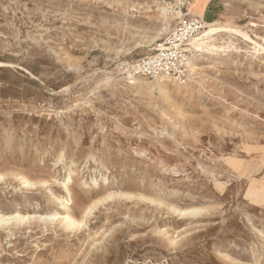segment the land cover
Here are the masks:
<instances>
[{
    "label": "rangeland",
    "instance_id": "374dc122",
    "mask_svg": "<svg viewBox=\"0 0 264 264\" xmlns=\"http://www.w3.org/2000/svg\"><path fill=\"white\" fill-rule=\"evenodd\" d=\"M201 1L0 0V264H264V0L127 82Z\"/></svg>",
    "mask_w": 264,
    "mask_h": 264
},
{
    "label": "built area",
    "instance_id": "2783aa9c",
    "mask_svg": "<svg viewBox=\"0 0 264 264\" xmlns=\"http://www.w3.org/2000/svg\"><path fill=\"white\" fill-rule=\"evenodd\" d=\"M205 27L203 17L185 13L149 53L131 62L126 72L127 82L133 83L137 77L146 80L185 79L196 53L194 44Z\"/></svg>",
    "mask_w": 264,
    "mask_h": 264
},
{
    "label": "bare ground",
    "instance_id": "6f19581e",
    "mask_svg": "<svg viewBox=\"0 0 264 264\" xmlns=\"http://www.w3.org/2000/svg\"><path fill=\"white\" fill-rule=\"evenodd\" d=\"M161 10L163 12H166L165 8H161ZM222 32H233L236 34H240L250 44L257 46L258 48H262V46L260 44L255 42L253 39H251L244 32H241L240 30H238L236 28L223 25V24L219 23L218 19H214V20L206 22L205 29L200 33L199 37L196 39V42L194 44L195 50L198 52L204 51V52L209 53L212 50L218 49L219 46H216L214 44V40H215V36L219 33H222ZM198 55H201V53ZM192 69H193V66H192Z\"/></svg>",
    "mask_w": 264,
    "mask_h": 264
},
{
    "label": "crops",
    "instance_id": "0c3cea01",
    "mask_svg": "<svg viewBox=\"0 0 264 264\" xmlns=\"http://www.w3.org/2000/svg\"><path fill=\"white\" fill-rule=\"evenodd\" d=\"M222 7V0H202L197 5V8L190 15L203 17L206 21L212 20Z\"/></svg>",
    "mask_w": 264,
    "mask_h": 264
}]
</instances>
